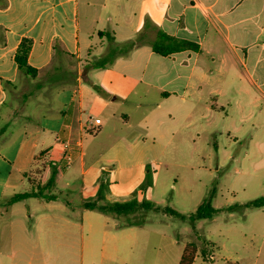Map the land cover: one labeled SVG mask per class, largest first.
Wrapping results in <instances>:
<instances>
[{
  "label": "crops",
  "instance_id": "crops-1",
  "mask_svg": "<svg viewBox=\"0 0 264 264\" xmlns=\"http://www.w3.org/2000/svg\"><path fill=\"white\" fill-rule=\"evenodd\" d=\"M2 31L0 220L12 232L3 246L12 253L0 252L9 259L4 264H58L60 247L73 255L75 227L82 230L83 264H138L144 252L148 264H180L189 246L195 250L192 264H260L264 223L229 225L243 205L229 212L231 203L212 219L193 221L140 211L147 213L149 224L161 226L154 228L112 224L110 212L88 210L83 204L97 196L101 182L108 186L105 203L134 198L154 203L158 172L151 187L139 189L148 167L157 171L155 159L145 153L148 147L135 151L145 135L242 134L256 108L254 123L259 122L264 115V0H0V40ZM159 33L196 49L161 56L153 49ZM138 37L140 43L130 52L104 69H93L111 46ZM25 38L33 41L29 64L42 71L37 79L18 71L16 53ZM5 83L13 85L7 90ZM23 87L29 92L19 105L16 94ZM12 99L17 107L4 114ZM31 104L46 111L20 116L22 107ZM216 116L226 126L213 124ZM15 121L19 126L12 128ZM103 150L112 156L103 163L88 160L90 153ZM48 163L57 167L53 189L63 184L68 188L81 178L79 199L68 206H59L58 196L10 203L32 187L39 168L42 183L48 180ZM23 204L28 211L20 210ZM199 221L215 228L202 231ZM187 222L192 230L177 232L179 223ZM151 236L157 243L144 247L142 240ZM63 238L65 243H56ZM48 239L52 256L47 263L43 243Z\"/></svg>",
  "mask_w": 264,
  "mask_h": 264
},
{
  "label": "rangeland",
  "instance_id": "rangeland-1",
  "mask_svg": "<svg viewBox=\"0 0 264 264\" xmlns=\"http://www.w3.org/2000/svg\"><path fill=\"white\" fill-rule=\"evenodd\" d=\"M95 74L93 73L91 76H95ZM27 92H29L27 87H23L17 92L16 98L19 105L23 104V94ZM35 92L33 90V94ZM34 100H32V103H34ZM10 102L12 106L3 109L4 114L9 113L17 107L15 99H12ZM31 110H34L37 114H42L46 111L42 106L36 107L31 104L24 108L22 107L20 116ZM257 110V108L254 109V112L250 114L252 116H249L246 130L244 129L242 134L188 133L145 135V139L137 144L135 151H140L145 146L148 147L145 151L147 157H151V159L153 157L157 164L155 165L157 171L151 170L153 168L150 166L148 167L149 172L146 173L143 180V183L148 179L152 182L154 174L159 173V183L155 188L154 203H158L162 207H169L182 215L191 216L205 200L210 201L213 208L222 209L231 203L233 205L244 206L251 201L264 197V115L260 118L259 122L254 123L256 119L254 116L258 113ZM220 114L223 118H226L224 112L220 111ZM19 123L15 121L12 124V128H17ZM213 124H220V128L226 126L223 121L220 120L219 122L217 116L213 120ZM87 136L88 138L96 137V135L90 134ZM6 137L8 138L9 134ZM133 137L134 134L129 137V140ZM123 142L124 144H128L127 146L131 145L129 141L127 143L126 141ZM161 150H163L162 153H160ZM108 156H112V153L108 152V150H103L100 153L92 152L88 160L95 161L99 159L103 163V160ZM41 168L43 167L41 166ZM73 170L74 167H71L70 171ZM33 176L35 182L32 183V187H27L26 191L35 189L39 193H47L48 196H58L60 199L58 202L59 206H68V202L73 203L80 197L81 178L76 179L75 183L68 188L66 186L63 187L64 184L62 183L63 185H59L58 188L53 189L54 186L49 187L47 185L51 173L48 180L44 183H42L44 178L43 170L40 168ZM25 206L24 204L21 205L20 210L24 212L28 211L27 206ZM60 212V208L57 209L56 213L60 214ZM108 217L112 220V224L120 226L138 225L145 227L151 225L154 228H161V226L149 224L147 213H141L140 211L131 214L110 212L108 213ZM170 218L172 222L176 221V219ZM254 222L258 224L264 223V207H242L234 212L231 224L229 225L236 228V226L242 224L251 226ZM3 223L0 220V252L3 251L5 254H10L12 251L9 248L5 249L3 246L7 244V241H10L9 237L12 236V232ZM179 224L181 227L177 232L182 233L187 228L190 230L193 228L190 222ZM197 227L198 229H203L202 231L213 230L215 228L213 224L203 221H199ZM72 233L74 243L77 245L73 250V255H70V252L65 247H60L56 251L59 260L58 264H66V261H68V264H83L81 257L82 230L75 227ZM30 235L32 238L35 237L34 234ZM261 240L262 236L257 237L256 243L261 242ZM61 242L65 243L66 240L64 238L63 240L56 239V243L61 244ZM25 243L27 245L30 244L29 239ZM141 243L143 245L146 244L144 247H148L150 244L157 243V238L151 236L149 239L142 240ZM8 245H11V243H8ZM43 245H45V247L43 246L44 255L48 263L50 255L52 256L51 240L48 239ZM255 251L257 255L258 251L256 248ZM142 255V259L139 260L138 264H148L147 261L150 257L146 252ZM259 258L261 259L260 264H264V249ZM6 260L9 259L6 256L0 255V264H4ZM49 264H52V262ZM127 264L133 263L127 262Z\"/></svg>",
  "mask_w": 264,
  "mask_h": 264
},
{
  "label": "trees",
  "instance_id": "trees-1",
  "mask_svg": "<svg viewBox=\"0 0 264 264\" xmlns=\"http://www.w3.org/2000/svg\"><path fill=\"white\" fill-rule=\"evenodd\" d=\"M104 35H108L106 32H104ZM4 31H2V38L0 40V45L5 44L4 39ZM112 41H114L113 38H110ZM140 43V38L138 37L135 40L126 42L123 45H113L110 47L108 54L99 61V63L94 64L92 67L93 69H104L109 64H112V62L122 54H127L132 49H134L138 44ZM33 47V41L31 39H23L21 44L19 45V48L16 53V63L18 65V71L19 74L25 76L28 79H37L38 76L41 74V70L33 68L29 64V56L31 53ZM188 48L196 49L195 45L184 41V40H178L176 38L170 37L164 33H159L157 35V41L153 45L154 51L161 55V56H169L173 53L186 50ZM13 85L11 83H5V87L8 90V86ZM96 91L102 95L103 97H107V93L100 87V86H94ZM51 168V176L48 180V186L53 187L56 182L57 178V167L53 163L47 164ZM152 185V182L148 179L145 183H143L140 187L141 190H146V188H149ZM34 186V185H33ZM108 186L104 182L101 183L100 189L98 191V194L95 198L91 200H87L84 202L83 207L88 210H98L101 212H114L117 214H131L135 213L137 211H154V212H162L165 214H168L170 216L180 218V219H187L190 220H207L212 219L217 213L221 212V210L215 209L211 206V202L208 200H205L197 209V211L191 215V216H185L182 215L175 210L169 208V207H161L158 206L152 202L143 201L139 202L136 198L133 200L127 202V203H105L104 193L107 190ZM30 198H45L48 200H52L55 198V196H46L44 193H39L35 189L32 191H27L23 194H18L14 196L10 203H15L18 201H22L25 199ZM239 206L233 205L226 208L229 212H234L238 209ZM242 207H256V208H263L264 207V197L256 199L254 201L249 202L248 204L242 206ZM194 248L189 246L185 249L184 254L182 256V259L180 261V264H192L193 258H194Z\"/></svg>",
  "mask_w": 264,
  "mask_h": 264
},
{
  "label": "built area",
  "instance_id": "built-area-1",
  "mask_svg": "<svg viewBox=\"0 0 264 264\" xmlns=\"http://www.w3.org/2000/svg\"><path fill=\"white\" fill-rule=\"evenodd\" d=\"M96 124H100V120H95ZM72 163V159L70 158V156H67V167H70Z\"/></svg>",
  "mask_w": 264,
  "mask_h": 264
}]
</instances>
